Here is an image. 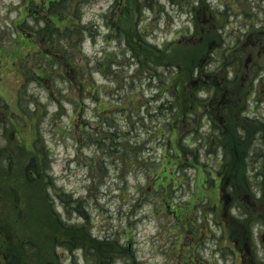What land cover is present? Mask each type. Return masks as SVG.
Returning a JSON list of instances; mask_svg holds the SVG:
<instances>
[{
  "label": "rangeland",
  "instance_id": "374dc122",
  "mask_svg": "<svg viewBox=\"0 0 264 264\" xmlns=\"http://www.w3.org/2000/svg\"><path fill=\"white\" fill-rule=\"evenodd\" d=\"M29 1L0 0V99L2 100L0 104L7 107L0 110V122L5 120L9 124L3 133V128L0 126V147L14 156L13 169L0 170V264H6L3 253L10 245H14L21 255L19 264H91L92 262L94 264H264V221L255 222L257 223L255 225L250 224L251 219L258 216H262L264 220V150L260 148L262 150L260 155L255 151L257 147L259 148L258 138L262 135H258L253 129L259 125L258 123L252 129L249 127V123H253V118H247L249 111L241 116L245 109H241L240 106L230 110L229 118L225 117L227 119L225 128L228 127L230 130L223 133V138H216L218 142H214V139L210 140L213 135L207 136L211 124L202 125L201 111L198 110H195L199 115L195 123L190 124L185 118L186 124H183L184 116H180L176 131L172 132L170 123L159 120V123L165 124L166 133L162 135L161 130L153 132L155 122L150 120V114L156 101L149 102L150 106L145 107L143 115L136 114L142 109V100L149 99L151 94L164 89L157 83V79L154 78L155 81L152 82L151 79H144L148 77L150 73L148 69L152 68L153 63L149 60L148 64L142 61V58L138 59L134 54L132 55L127 49L125 40H117V44L111 45V38L107 36L112 21L116 22L117 16L124 13L123 7H116V4L122 6L119 2L123 0H81L77 3L80 16H77L78 18H75L77 21H72L71 25L74 27L78 24L77 26L84 30L86 26L89 34L86 38L85 35L82 38L80 52L73 48L71 59L77 65L85 64L86 60L89 62L87 63L89 67L94 69L103 66V71L98 72V77L101 79L99 84L104 87L101 90L105 91L108 99L111 98L117 103L124 100L126 103L125 112L123 107L111 108L108 112L110 116L108 120L115 123L113 120L115 118L117 126L122 127L120 129L126 128L128 139L121 134L116 135V131L109 130V123L102 124L95 110V99L81 98L76 92L74 100L80 101V109L77 111L74 109L73 99L62 100L64 93L71 90L68 83L70 80L67 77L65 80L69 85L65 87L61 86V82L55 81L54 90L58 98L52 100L45 88L30 84L28 92L24 93H27V97L29 95L41 102L26 100L20 108L18 93L24 79L19 64L24 65V57L32 50L41 48V44L37 42V47L34 46L35 39L27 38L18 25L25 15L30 25H34L36 20L34 17L37 14L40 18L46 17L43 6L47 5V0H36L39 6H33L34 9L31 8L27 12ZM214 1L217 3V0ZM232 4L236 5L235 10L229 9L224 4L220 9L223 14L228 11V21L216 20L218 28H214V31L210 28L213 32H218L226 45H235L237 36L243 35L242 30L240 31L242 24L251 23L250 19L247 21L237 17L240 13L246 11L247 16H251L252 22L255 23H261L264 19L262 13L264 0H234ZM186 5L190 7L197 3L195 0H140L142 10L140 24L142 23V27L147 29V39L151 44L165 47L174 36V41L179 40L176 37L180 31L185 32L188 27H190L188 32L192 36L191 31L196 24H192L187 16L188 8L184 10ZM261 5L263 8L260 10ZM258 10L261 12L258 13ZM230 21L233 27H228ZM202 25L208 24L199 26ZM123 28L126 29L125 26ZM190 39L194 40V38ZM242 45L244 43L239 47ZM248 47L249 45L246 50L249 53L253 51V61L263 58L261 61L264 62L263 44L259 48ZM109 57L112 59L108 60ZM163 61L162 59L161 62ZM62 65L64 70H70L64 62ZM158 65L157 71L160 72V77L163 81H168L170 78L165 72V67L163 64ZM143 69H146V72ZM142 71L144 74H141ZM240 75L238 81L242 80L246 83L249 77L242 73ZM133 86L138 87L139 90L135 92ZM166 93L171 96L170 90ZM244 94L249 95L247 90ZM259 97L260 103H264V91H261ZM255 98L256 96L254 100ZM164 99L166 96L162 94L158 101ZM251 99L252 97L249 101ZM131 100L133 105L130 103ZM254 100L250 105L257 107L256 112L264 115V104L258 106ZM179 102L183 103V99L180 98ZM184 105L189 106V103ZM223 111H221L222 115ZM218 124L224 126V123ZM58 125H60L58 130L54 131ZM81 127H86L88 131L78 132ZM94 132L97 135L92 138L91 134ZM41 133L44 136H41ZM154 133L155 136H160L161 140H155L154 145L147 144V141L152 140ZM82 134L87 141L82 140L80 137ZM37 135L43 139L44 147L50 150L49 172L59 181L61 188L72 192L76 199L83 197L85 203L94 205L97 203L100 207V212H92L91 219L94 224L90 226V236L91 239H97V235H104L110 240V249L104 253L107 255L115 251L113 260L109 262L104 261L105 259L96 260L91 251H87L85 255L83 250L73 252L74 248H72L71 251H65V246L60 245L66 239V234L62 233L53 222V212L45 198L46 189L42 180H25L27 179L24 174L25 162L22 160L28 157L27 150L33 146ZM172 135L170 141L169 137ZM136 136L142 139L140 145H137ZM190 137L191 141H189ZM197 138L204 145H196L194 142ZM105 145H114V150L121 153L122 147H133L137 155L133 159L138 160V167L132 166L133 160L131 163L123 164L121 162L123 156L117 164L116 153H106ZM180 145L185 147L186 155L183 159L175 152H178ZM163 146L166 147L164 156L169 153L170 159V162L166 163L165 157L163 158L167 172L163 170L159 173L160 176L150 178L146 170L150 172L153 167L147 164L153 163L154 158L157 160L156 163H159ZM152 147L155 148V152L148 153ZM229 149L232 151L230 161L225 155V151ZM224 159L227 160L224 163L227 164V171L230 170L231 180L235 184L227 191L231 192L235 202L241 207L240 211H235L230 216L228 212L234 206V202L228 200L224 204L221 201L224 190L228 187L218 172V167L221 166L220 160ZM1 163L0 160V165ZM181 168H184L187 179L179 177ZM255 169H258L259 173H256ZM164 175L166 178L160 180ZM175 175V184L168 187L171 178ZM245 175L254 179L252 190L247 187L245 189L246 185L244 186L243 183ZM178 178L185 182L177 184ZM219 178L222 183L219 182ZM158 184H162L167 189L160 188L158 196H150L147 200L141 198L142 193L150 191ZM173 188L176 189L172 191ZM214 204L217 205L216 214L210 209ZM60 208L56 210L58 213L61 211ZM169 210L173 213L168 212ZM232 217L236 219L235 223ZM71 218V221L76 219L77 223L80 222L77 212ZM252 239L255 240L256 247L250 246L249 242ZM241 240L247 242L243 248L234 245ZM119 244L123 247L129 245L130 251L127 253H122V250L117 251L116 246ZM13 253L18 255L16 252ZM249 256L253 263L246 260Z\"/></svg>",
  "mask_w": 264,
  "mask_h": 264
},
{
  "label": "trees",
  "instance_id": "16d2710c",
  "mask_svg": "<svg viewBox=\"0 0 264 264\" xmlns=\"http://www.w3.org/2000/svg\"><path fill=\"white\" fill-rule=\"evenodd\" d=\"M79 1L81 0H48L47 5L43 6L44 12L46 13V17L44 19L40 18L37 14V16L34 17V19H36L34 25H30L26 21L25 15V17L18 25L22 33L27 38L35 39L34 46L37 47V42H40L41 44V48L32 50L33 53L29 52V54L24 57V65L20 66L19 64V68L24 79V83L22 84L23 87L21 86L19 103L22 107L26 100H33L35 101V103L36 101L41 102L40 100L29 95L27 97V93H24L28 92V87L30 86V84L39 86L42 89L45 88L51 100L53 98H58V95L54 90L56 88L54 84L55 81L59 83L61 82L62 87L70 84L69 87L71 86V90H68L67 93H64L62 100H74L76 92H78L77 94H79L81 98L95 99V110L97 116L100 117L102 124L103 122L109 123V130L116 131V135L121 134L123 137H126V139H128L126 128L120 129L122 127L117 126L118 123H116L117 120L115 118L113 119L115 123L108 120L110 117L108 112L111 108L123 107L125 112L126 103L124 100L120 103H117L114 102L111 98L108 99L105 91L101 90L104 87L99 84L101 79L98 77V72L103 71V66L94 69L89 67V64H87L89 62H86V60L85 64L77 65L76 62L71 59V56L74 52L73 48H76L77 52H80L79 50L82 46V38L84 37V35L86 38V35L89 34V30L86 26L84 30L83 28L78 27V24H75L76 26L74 27L71 25V22L77 21L75 20V18H78L80 16L79 12L77 11V3ZM195 1L197 5H190V7L186 5L184 7V10L185 8H188V10H186L188 11L187 16L190 18V21H192V24H196L193 31H191V33H193L192 36L188 32L190 30V27H188V30L185 29V32L179 33V35L176 37V39L179 38V40L174 41L173 37L172 41L168 44L169 46L167 45L168 47L153 45L147 39V29L142 27V23L140 24V20H142V16H140L142 12V10L140 9V0H123L122 2L118 1L122 4V6L116 4V7H123L122 12L124 11V13H121V15L119 14L117 16L116 22L112 21L113 24L112 26H110V30L107 36L111 38V45L117 44V40H125L128 46L127 49L131 52L132 55L134 54V56L138 59L142 58V61H146V63L148 64L149 62L147 61L149 60L151 61L150 63H153L152 68L148 69L150 71L149 75L147 74L148 77L144 79H151L150 82L157 79V83H159L160 86H163L164 89L158 91L157 93H154L153 95L151 94V97L149 99L145 98V100H142V109L141 111L136 113L139 115H143L145 107L150 106L149 102L151 100L156 101V104L152 107V113L150 114V120L155 122L153 125V132H155L156 130H161L162 135L166 133L165 124L159 123V120L162 122L166 120L167 124L170 123L171 128L173 129L172 132L176 131L177 124H179L178 118L180 116H184L183 124H186L185 118L187 119V122L190 121V124L195 123L199 116L197 115V113H195V110H198L199 112L201 111V114L206 115V118L210 117L212 119L211 122L213 123V125H211V128L207 133V136L213 135L210 139L212 141L213 139H215L213 137L223 138V133L225 132L224 129L226 125L225 115H222L219 110L221 108V105L225 103L227 97H229L231 94H234L236 91H239L240 87L244 84L242 80L241 82L238 81L240 79L238 73H241L244 67L246 68L245 60L250 55L247 53L245 47L253 42L256 37H258L259 40H261L262 38L264 39V19H262L263 21L260 23V27L254 28L258 25H254V22H252V19L250 18L251 16H247L248 13L246 11L240 13L237 17L244 18L247 21L248 19H250L251 23L248 22V26L246 24H242L244 27H241L240 31L242 30L243 35L239 36L237 34L238 38L235 42V45H226L223 42V38L218 35V32L213 31L219 26L217 23H215L216 20H218L219 22H223L225 20L228 21L229 19L227 16L228 11H226L225 14L220 11V9H222V5L224 4L229 9L235 10L236 5L232 4L234 0H217V3H215L214 0ZM222 2L223 4L221 5ZM28 5L29 7H27V12L31 8L34 9V7L39 6L36 0H30L28 2ZM261 8H263L262 5L260 7V10ZM260 10H258V13L261 12ZM262 13L264 16V11H262ZM200 24L208 25L199 26ZM228 24V27H233L232 21H230V23L228 22ZM228 24L225 25L227 26ZM123 26H125L126 29H124ZM210 28L212 30L214 28L215 29L212 31ZM73 37H75V39ZM190 38H194V40ZM241 43H244V45L239 47ZM239 48L243 49L240 50ZM57 54L59 55L57 56ZM128 54L129 53H127V55ZM29 55H31L30 58ZM169 55H171L172 57ZM111 59V57L108 58V60ZM162 59L164 60L163 62H161ZM62 62L69 66L70 70H64ZM158 64H163V66L165 67V72L169 74L170 78L168 81H163L162 77H160L161 74L159 71H157L159 68ZM143 71L146 72V69H143ZM143 71L141 72V74L143 73ZM66 77L69 78L70 82L65 80ZM203 78H206V80H204ZM248 87H252L251 81H249ZM133 88L135 92L139 90L138 87L133 86ZM198 88L202 89L203 94L200 93L199 90H197ZM252 88L253 93H255L256 88L254 84ZM167 90L171 91L170 95L174 97L173 99L171 98V96H168V94L166 93ZM257 90L262 91L264 90V88L259 87ZM140 91H142V89H140ZM162 94L166 96V99L158 101L159 96ZM142 95L145 96L144 94ZM180 98L183 99V103L179 102ZM173 100L177 103L172 102ZM187 102L189 103V106L184 105V103L186 104ZM130 103H132V100L130 101ZM27 104L28 103L26 102V105ZM74 105V109L76 111L80 109V101L74 100ZM131 105H133V103ZM0 108V110L7 109L4 104H0ZM245 108L251 111H253L254 109L249 105H246ZM61 110L63 111V109ZM215 117L218 120L217 122L215 121L216 119H214ZM250 118H253V123H249V127L252 129L253 126L258 123L259 125H257V127L253 129L256 133H258V135H262L263 137V140L262 137L258 138V140H260L258 143L259 148L257 147L255 149V151L258 152V155H260L262 153V150L260 148L264 150V117L261 114L255 113L254 117ZM140 119L141 118H139V120ZM204 123H207L206 120L203 121V124ZM217 123H224V126H222V134L221 130L214 126V124ZM0 126L1 128H3V133L4 130H7L9 124L6 123L5 120H2L0 122ZM59 126L60 125H58L57 128H54V131L58 130ZM80 130H84V132L88 131L86 127H81L77 131L79 132ZM100 134L102 133L100 132ZM96 135L97 133L94 132L91 134V137L93 138ZM41 136L44 135L41 133ZM80 137L83 141H87V138L84 134H82ZM136 137L137 145H140L142 143V139L139 136ZM172 138L173 135L169 137V140L172 141ZM155 140H161V137L155 136L154 133L152 140L147 141L146 143L154 145ZM191 140L192 138L190 137L189 141ZM214 142H218L217 139L214 140ZM194 143L196 145H204V143H202V141H200L198 138ZM221 143L224 144L223 142ZM104 147L103 148L106 153H116L117 164L120 162L119 160L121 156H123L124 158L121 160L123 164H126V162L131 163L133 160L132 166L138 167V160L133 159L135 156H137L133 147H122V153L114 150V145H105ZM163 147L161 150L162 158L159 163H156L157 160L156 158H154L153 163L147 164L153 167L150 172L146 170L150 174V178L160 176L159 173L167 169L163 165L165 161L163 159L164 157L166 159V163L170 162L169 153L164 156V150H166V147ZM180 147L178 152H175L177 153L176 155L181 156V158L183 159V156L186 155V152L184 151L185 147L183 145H180ZM220 148L221 145L219 146V149ZM154 152L155 148L152 147L148 153ZM192 152H194V150H192ZM27 153L28 157H25L23 158L24 160H22L23 162H25L23 164L25 166L24 174L27 177V179H24L26 181H34L38 179L42 180L43 185L46 189L45 198L53 212V222L62 233L66 234V239L61 242L60 245L65 246V251H71L72 248H74L73 252L83 250L85 251V255L87 254V251H91L93 253V257L96 260L105 259L104 261L107 262H109L111 259L113 260V257H115L116 254L114 253L115 251L107 254L110 255V257H106L107 255L104 253V251L110 249V240H108L104 235H97V239H91L90 236V226L94 224V221H92L91 219L92 212L97 211L98 213L101 210L98 204L95 203L94 205L85 203V199L83 197H79V199H76L74 197L75 195L72 192L67 191L65 188H61L62 185L59 184V181L55 180L53 174H50L49 172V169L51 167L48 161L50 150L44 147V141L43 139H41L40 135L36 136L33 146L29 150H27ZM231 154V149L225 151L226 158L229 161L230 159H232ZM13 157L14 156H12L9 151L6 152L3 147H0V160L2 162L0 165V170L10 169L11 171L13 169L12 165L14 164L12 162ZM182 159H179V161ZM227 160H220L221 166L219 167V172L222 180L224 181V184L228 186L224 190V195L222 196L221 201L224 204L228 200L229 202H234V206L232 207L230 212H228L230 216L231 213L240 211L241 207H239V204L235 202V198L231 194V192L227 191L228 189H232L233 185H235L231 180L230 170L227 171V164L224 163V161ZM241 161L243 164V159ZM222 165L224 167H222ZM221 169L223 170L222 172ZM165 171L167 172V170ZM180 171L181 173H179V177L187 179L184 168H181ZM255 172L259 173V170L255 169ZM175 177L176 175L171 178L168 187H170V185L172 184H175ZM163 178H166V176H162L160 180H162ZM176 180L177 184L179 185L180 183L185 182L180 181L179 178ZM253 181L254 179L252 176L248 178L247 175H245L243 177L244 186L246 185L245 189L247 187L249 190H252L254 186L252 184ZM160 188L167 189L162 184H158L157 186H153L150 191H147L145 193L141 192V198L147 200V198H149L150 196H158V194H160ZM175 189L176 188H173L171 190L174 191ZM256 195L257 194H255V196ZM55 206L58 208L61 207V211H59V213L58 211H56L58 208H56ZM166 208L168 207L166 206ZM210 209L216 214V211L214 209ZM75 211L78 213V218H80L79 223H77L76 219L71 221V216L76 215ZM168 212L173 213L170 210ZM232 219L234 220L233 223H235L236 219L234 217H232ZM263 221V217L258 216L257 218L251 219L250 224L255 225L257 224L255 222L259 223ZM246 244L247 242L245 240H241L237 244L234 243V245L239 248H243ZM249 244L250 246L254 245L256 247L254 239L250 240ZM250 246L249 250L251 252L252 249ZM14 247V245L7 246V251L3 253L6 264H19V257L21 258V255L18 251H16ZM10 248L12 249V251H10ZM116 248H118L117 251L122 250V253H127L130 251L129 245H125L123 247L119 244L116 246ZM13 252H16L18 255H15ZM246 260H248V262L250 263H253L251 256L246 258Z\"/></svg>",
  "mask_w": 264,
  "mask_h": 264
}]
</instances>
